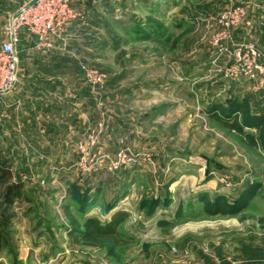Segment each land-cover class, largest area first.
Listing matches in <instances>:
<instances>
[{"label": "rangeland", "instance_id": "374dc122", "mask_svg": "<svg viewBox=\"0 0 264 264\" xmlns=\"http://www.w3.org/2000/svg\"><path fill=\"white\" fill-rule=\"evenodd\" d=\"M23 1L0 0V40ZM73 7L54 50L28 59L29 35L19 47V76L48 82L43 106L74 134L71 150L18 155L48 156L47 167L0 178V264H264V139L254 147L213 115L231 122L222 111L247 101L264 116V0ZM118 211L130 214L117 228L124 243L82 238Z\"/></svg>", "mask_w": 264, "mask_h": 264}, {"label": "crops", "instance_id": "0c3cea01", "mask_svg": "<svg viewBox=\"0 0 264 264\" xmlns=\"http://www.w3.org/2000/svg\"><path fill=\"white\" fill-rule=\"evenodd\" d=\"M23 37L26 38L27 35L23 34ZM28 39L32 38L28 36ZM31 51H33L32 45L30 48L28 46L24 52L28 59L32 57L30 56ZM21 64L19 67L22 66ZM43 81V78H38L37 75L20 71L19 80L13 89L0 98V176L2 177L3 175L9 176V170L13 172V168L18 165L40 164L45 167L49 165L48 156H45V160L41 157V161H38V157H18L21 150H71L70 142H73V137L69 134L70 132L74 134V130L70 126L68 131H65L67 127L63 125L64 123L63 128L60 125L59 127L54 125L60 111L56 106L49 107L48 104L43 106L47 103L49 95L53 94L46 85L48 82ZM63 99L66 100L67 97ZM63 139L66 141L64 142ZM74 160L76 159L64 160L59 157L51 162H56L59 166L68 165L70 167L75 163ZM59 171L56 172V180L67 177L63 173L64 169ZM43 174L47 181H52L53 174H49L46 170Z\"/></svg>", "mask_w": 264, "mask_h": 264}, {"label": "built area", "instance_id": "2783aa9c", "mask_svg": "<svg viewBox=\"0 0 264 264\" xmlns=\"http://www.w3.org/2000/svg\"><path fill=\"white\" fill-rule=\"evenodd\" d=\"M74 1L24 0L7 19L0 40V98L7 95L19 80V47L23 34L34 39V50L43 54L54 50L66 27L78 17Z\"/></svg>", "mask_w": 264, "mask_h": 264}, {"label": "trees", "instance_id": "16d2710c", "mask_svg": "<svg viewBox=\"0 0 264 264\" xmlns=\"http://www.w3.org/2000/svg\"><path fill=\"white\" fill-rule=\"evenodd\" d=\"M219 108V107H218ZM233 111H222L228 112L229 115L232 116V121L228 122L225 121L222 117L223 114L221 111L213 112V115L215 118H217L221 123L226 125L229 128L237 129L240 135L246 139L250 145L254 147H259V138L264 139V116L252 114V111L249 110V105L247 101H242L236 104V106L232 107ZM218 110V109H217ZM242 115V117H241ZM242 121V123H240ZM239 124L243 126L242 129L239 128ZM246 127H253L255 128L254 132H247L245 130ZM4 174V173H3ZM5 177V175H3ZM0 176V178H3ZM22 184L16 185L11 184L10 185V192L11 194H15L19 191ZM92 188V187H90ZM90 188L85 190V193L90 190ZM86 205V204H85ZM225 212L220 206L215 210L211 211V213H223ZM130 216V214L126 211H118L115 213L112 218L107 223H101L98 221H91L88 224V230L82 233V238L87 241H96L101 238H109L117 243H124L118 235H117V228L119 224L127 219ZM76 234V233H75ZM72 234V237H74L76 240L78 239V234L75 235Z\"/></svg>", "mask_w": 264, "mask_h": 264}]
</instances>
